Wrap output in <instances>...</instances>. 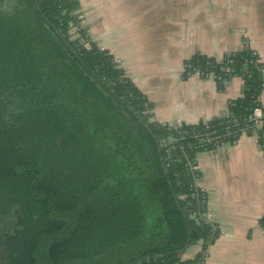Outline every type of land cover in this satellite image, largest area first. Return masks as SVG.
Here are the masks:
<instances>
[{
    "label": "trees",
    "instance_id": "obj_1",
    "mask_svg": "<svg viewBox=\"0 0 264 264\" xmlns=\"http://www.w3.org/2000/svg\"><path fill=\"white\" fill-rule=\"evenodd\" d=\"M0 0L1 264H201L206 219L192 133L254 134L264 70L247 44L224 57L242 96L221 118L170 127L113 57L78 27L76 0ZM213 59L195 56L205 68ZM222 90L223 84L217 85ZM186 154V155H184ZM185 157H188L186 159ZM157 213L155 219L151 214ZM264 226V218L260 222ZM164 244H152L156 229ZM162 231V230H161ZM195 257L186 251L198 244Z\"/></svg>",
    "mask_w": 264,
    "mask_h": 264
},
{
    "label": "crops",
    "instance_id": "obj_2",
    "mask_svg": "<svg viewBox=\"0 0 264 264\" xmlns=\"http://www.w3.org/2000/svg\"><path fill=\"white\" fill-rule=\"evenodd\" d=\"M76 1L89 39L113 57L160 124L221 118L242 96L241 77L220 90L210 78L183 75L185 61H221L247 44L264 70V0ZM258 101L264 107V92ZM200 154L196 187L205 193L207 221L218 230L201 264H264V155L256 137L241 134Z\"/></svg>",
    "mask_w": 264,
    "mask_h": 264
},
{
    "label": "built area",
    "instance_id": "obj_3",
    "mask_svg": "<svg viewBox=\"0 0 264 264\" xmlns=\"http://www.w3.org/2000/svg\"><path fill=\"white\" fill-rule=\"evenodd\" d=\"M78 19H79L78 27H80L81 29H85L83 25L85 22L84 16L79 13ZM232 63L233 61L225 60L224 58L221 61H217L216 66H218L219 72L216 73L214 71L215 65L213 64L208 63L207 65H205V68L203 69L201 67L192 65L190 63V60H187L183 63L182 73L186 77H197L200 79L210 78L213 81H215L217 85L223 84L225 86L228 83L227 79H225V75L231 72ZM248 121L254 123V126H253L254 133H255V130H260L261 128H263L264 127V115L262 114V111L260 109H255L253 113L248 117ZM194 132L195 131H193L192 136L196 140V143L192 146V148L190 146V149H194V151L198 149H209L213 146L215 148H218L222 145L228 144L227 141H231L233 139H236L237 137V135L233 133L229 128L226 129V132L223 135H218V136H215V132H212L211 135L209 133L201 134V133H194ZM246 133H247V130L243 129L241 130L239 134L241 135V134H246ZM185 158L188 159V157H185ZM195 163H196V160L194 162L193 161L190 162L189 160L187 161L188 169L191 172L198 171ZM196 181L197 179L195 180V182ZM195 182H194V185H195ZM261 228L264 231V226H261Z\"/></svg>",
    "mask_w": 264,
    "mask_h": 264
},
{
    "label": "rangeland",
    "instance_id": "obj_4",
    "mask_svg": "<svg viewBox=\"0 0 264 264\" xmlns=\"http://www.w3.org/2000/svg\"><path fill=\"white\" fill-rule=\"evenodd\" d=\"M11 0H6L5 4H4V8L5 9H8L11 5ZM80 11H76V14H79ZM85 26V22L83 24ZM195 185H196V182H195ZM152 218L155 219L157 217V213L155 214H151ZM162 230V231H161ZM157 234H156V239H154L153 243L154 245H159V244H164V239H165V229L162 225H160V230L156 229L155 231ZM190 249V248H189ZM190 255V254H189ZM0 264H1V250H0Z\"/></svg>",
    "mask_w": 264,
    "mask_h": 264
},
{
    "label": "water",
    "instance_id": "obj_5",
    "mask_svg": "<svg viewBox=\"0 0 264 264\" xmlns=\"http://www.w3.org/2000/svg\"><path fill=\"white\" fill-rule=\"evenodd\" d=\"M198 155H202V154H198ZM203 245V241L199 240L198 244L195 245L194 247H191L190 249H188L186 251L187 254H190L192 258L195 257L196 252L198 251V249Z\"/></svg>",
    "mask_w": 264,
    "mask_h": 264
}]
</instances>
